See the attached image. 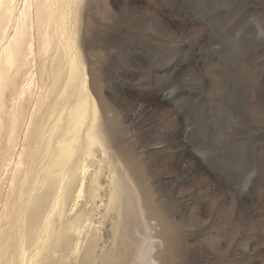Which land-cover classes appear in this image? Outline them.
I'll return each mask as SVG.
<instances>
[{
  "label": "rangeland",
  "instance_id": "obj_1",
  "mask_svg": "<svg viewBox=\"0 0 264 264\" xmlns=\"http://www.w3.org/2000/svg\"><path fill=\"white\" fill-rule=\"evenodd\" d=\"M75 9L122 194L98 225L103 264H264V0Z\"/></svg>",
  "mask_w": 264,
  "mask_h": 264
},
{
  "label": "bare ground",
  "instance_id": "obj_2",
  "mask_svg": "<svg viewBox=\"0 0 264 264\" xmlns=\"http://www.w3.org/2000/svg\"><path fill=\"white\" fill-rule=\"evenodd\" d=\"M75 7L0 0V264H103L98 225L120 217Z\"/></svg>",
  "mask_w": 264,
  "mask_h": 264
}]
</instances>
